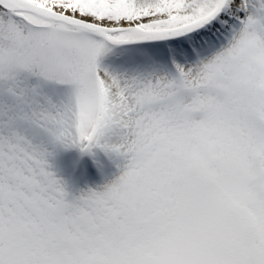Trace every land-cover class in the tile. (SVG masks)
Wrapping results in <instances>:
<instances>
[{"label": "snow or ice", "instance_id": "obj_1", "mask_svg": "<svg viewBox=\"0 0 264 264\" xmlns=\"http://www.w3.org/2000/svg\"><path fill=\"white\" fill-rule=\"evenodd\" d=\"M0 264H264V0H0Z\"/></svg>", "mask_w": 264, "mask_h": 264}]
</instances>
